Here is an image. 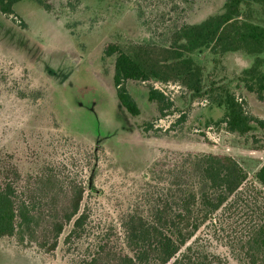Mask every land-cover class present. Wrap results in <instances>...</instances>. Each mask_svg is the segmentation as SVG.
I'll use <instances>...</instances> for the list:
<instances>
[{
	"label": "rangeland",
	"instance_id": "374dc122",
	"mask_svg": "<svg viewBox=\"0 0 264 264\" xmlns=\"http://www.w3.org/2000/svg\"><path fill=\"white\" fill-rule=\"evenodd\" d=\"M225 1L48 0L47 11L25 0L14 5V16L0 13V184L12 183L38 203L42 217L36 240L0 238V264H75L99 236L122 238V215L160 171L201 153L233 157L247 180L195 238L223 264H250L246 243L264 220V190L255 178L264 163V129L252 122L243 135L226 131L216 124L224 115L216 102L227 90L264 121V102L240 81L254 57L195 52L200 95L174 80L129 81L140 109L131 117L112 86L115 56L103 55L108 43L126 53L146 44L161 51L184 25L220 12ZM148 86L172 105L161 112L148 101ZM73 187L83 190L85 235L65 244V225L47 252L40 244L52 242L51 222L64 214Z\"/></svg>",
	"mask_w": 264,
	"mask_h": 264
},
{
	"label": "trees",
	"instance_id": "16d2710c",
	"mask_svg": "<svg viewBox=\"0 0 264 264\" xmlns=\"http://www.w3.org/2000/svg\"><path fill=\"white\" fill-rule=\"evenodd\" d=\"M21 1L25 0H0V13L14 16L13 7ZM29 1L50 10L48 0ZM135 49L126 53L113 43L103 49L104 56H115L112 86L119 105L131 117L139 116L140 109L127 90L129 81L174 80L200 95L201 67L193 54L204 50L254 57L242 70L240 81L247 92L264 102V0H226L220 12L184 25L169 47L158 51L146 44ZM147 89L148 101L160 106L161 112L172 105L164 91L153 86ZM216 104L224 108L216 124H224L226 131L243 135L252 129V122L264 129V121L249 116L229 91L223 90ZM159 174L157 183L148 184L137 203L122 215V238L114 233L99 236L75 264H223L195 236L239 192L247 180L244 169L229 155L201 153L187 154ZM255 178L264 190V163ZM82 196L81 187L71 188L64 214L51 222L52 242L48 246L39 243L45 251L56 248L65 225L71 224L65 244L85 235L88 217L81 211ZM38 206L20 195L12 183L0 184V238L36 240L42 221ZM246 246L250 264H264V220L256 225Z\"/></svg>",
	"mask_w": 264,
	"mask_h": 264
}]
</instances>
